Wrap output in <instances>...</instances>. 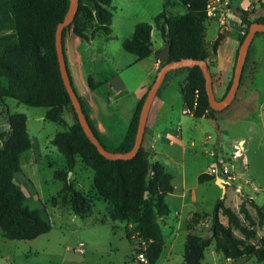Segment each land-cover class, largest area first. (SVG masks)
Returning <instances> with one entry per match:
<instances>
[{
	"label": "trees",
	"instance_id": "obj_1",
	"mask_svg": "<svg viewBox=\"0 0 264 264\" xmlns=\"http://www.w3.org/2000/svg\"><path fill=\"white\" fill-rule=\"evenodd\" d=\"M79 1L74 20L63 30V49L64 39L69 32L86 41L97 35L111 38L113 0ZM163 1L166 8L171 0ZM178 2L186 8V14L169 16L164 10L154 19L161 38L166 44L171 43L170 58L163 62L162 67L171 62L188 59L206 61L210 72V57L216 56L224 37L219 34L212 45L211 53L204 41L209 0ZM70 8V0H0V105L13 100L28 107L42 108L46 111L47 121L66 129L50 140V145L57 149L66 163L67 170L54 172V178L64 183L60 192L64 203L70 205L76 216L85 215L89 211L87 198L68 180L69 172L73 171L77 158H80L86 167L94 171V191L109 203L110 219L136 224L140 237L146 244L144 254L147 264H157L165 249V238L159 219L170 215L166 197L175 191L174 177L164 164L151 160L150 152L143 145L131 160H108L98 152L85 134L64 85L56 51V31L59 24L66 19ZM252 15L253 12L248 10L239 11L241 26L245 31L240 36V46L253 23L264 24V16L253 19ZM88 31H92L90 36L86 34ZM152 31L153 26L149 23L137 24L133 35L124 40L123 50L136 56L139 61L150 57L153 53ZM248 59L249 55L246 63ZM181 72L186 73L181 86L184 108L193 109L197 103L194 111L196 119H215L219 112L210 106L206 80L199 66L172 71L167 74L164 82ZM2 79L7 80V86L2 84ZM104 84L92 77L88 78L90 90H96ZM231 85L232 81L223 99ZM150 88L138 102L127 135L115 150L107 149L101 142L79 98L92 131L107 151L124 155L132 151ZM67 110H72L76 119V124L71 127H68L64 119ZM6 120L9 131L0 134V231L4 239L9 241H32L50 233L52 225L38 210L28 207L24 192L15 182L17 175L23 171L21 157L33 145L28 132V119L24 114H11L8 110ZM215 179L206 173L198 177L201 184ZM225 199L224 197L216 202L211 214H195L192 226L199 224V218H210L212 235L209 238H202L195 233L186 236L183 253L185 264H203L205 252L211 246L226 260L254 259L260 264L264 263V235L261 238L258 235V228L264 227V207L245 195L242 196L239 211L236 212L225 205ZM251 209L255 211V215ZM221 218H225L227 224Z\"/></svg>",
	"mask_w": 264,
	"mask_h": 264
},
{
	"label": "crops",
	"instance_id": "obj_2",
	"mask_svg": "<svg viewBox=\"0 0 264 264\" xmlns=\"http://www.w3.org/2000/svg\"><path fill=\"white\" fill-rule=\"evenodd\" d=\"M112 6L114 16L111 38L97 35L90 41H86L69 32L64 39V54L73 88L81 99L101 142L109 150L117 149L125 139L138 102L153 85L163 65L164 61L159 60V56L166 43L164 40L159 45L153 42V34L158 31L154 19L164 10L169 16H175L170 14V10L174 7L173 0L166 8L163 0H113ZM248 6L244 10H247ZM217 14H224L227 17L228 30L221 32L217 17L208 18L206 31L207 25L214 21L217 24L216 34L213 41H207L205 31L204 41L212 53V45L219 34L224 37L216 56L211 55L210 57L214 94L218 101H222L228 85L233 80L240 36H243L244 30L241 26L239 13L232 15L231 5L229 9H219ZM260 15L264 16V6H262ZM253 16H255V12H253ZM257 18L259 17L256 16L253 19ZM139 23H149L153 26V53L141 61L124 50L121 52L124 40L133 35L134 29ZM231 27L234 28L236 34L235 41L229 37ZM91 32L88 31L86 34L90 36ZM257 40L259 47L264 49V33L259 32L255 34L249 48V59L245 65L234 101L228 108L216 114L215 119L206 117L196 119L192 115L185 114L186 108L183 106L181 86L186 78V73H176L169 77L162 84L159 93L152 102L142 144L150 152L151 160L164 164L169 172L171 165L181 166L185 170L187 159H192L193 164L199 165V153L194 151L196 147L204 157L203 165L208 166L207 171L215 163L214 153L218 154L219 158L226 160L235 152V147H239L242 154L239 162L244 171L242 178L244 181L246 180V185L249 184V191L239 192L240 204L242 196L245 195L255 200L256 203L260 197H264V177L262 176L259 180L258 176V170L262 169L264 162V98H262L263 101L261 100L259 107V117L255 115L248 117L245 114L255 101L254 96H259L262 93L256 82L259 73L257 70L261 66L258 49H253ZM89 77L105 84L96 90H90L88 87ZM2 84L7 86V80L2 79ZM2 107H6L8 111L7 102ZM64 119L68 127L76 124L72 110L65 111ZM211 125H216L218 135L215 137L208 135L212 136V139L208 140V136L205 137V135L209 134L208 131L214 130ZM202 137L203 139H201ZM52 138L49 139V142ZM1 147L2 143H0ZM184 170L181 176L184 175ZM210 182L216 183V179L208 183ZM174 188L175 193V184ZM241 189H243L242 186ZM181 196L185 200L187 195L183 193ZM168 217H171V210ZM164 238L165 249L161 258L171 255L174 249L173 247L172 250H166V237ZM225 261L227 264H248L253 260L244 262L243 260L225 259Z\"/></svg>",
	"mask_w": 264,
	"mask_h": 264
},
{
	"label": "rangeland",
	"instance_id": "obj_3",
	"mask_svg": "<svg viewBox=\"0 0 264 264\" xmlns=\"http://www.w3.org/2000/svg\"><path fill=\"white\" fill-rule=\"evenodd\" d=\"M173 2L171 15L186 14L187 10L178 0ZM247 5H249L247 9L249 12H255L253 18L261 16L263 0H231L232 15L244 10ZM216 28L217 24L214 21L207 25L205 38L207 41H213ZM229 37L236 40L233 27L230 28ZM153 42L158 45L163 42L158 31L153 34ZM258 42V40L255 41L253 49H258L261 62L257 70L259 73L256 82L262 93L254 96L255 101L245 113L248 117L251 115L259 117V107L264 98V49L259 47ZM121 52H124L122 47ZM7 105L9 113L24 114L27 117L28 132L33 142L32 151L24 153L21 157L23 171L17 175L15 182L24 192L28 207L38 210L41 216L51 223L52 230L32 241H9L4 239L0 231V264H147L138 259L139 254L144 252L146 244L140 237L136 224L110 219L109 203L101 199L94 191L92 185L94 171L86 167L80 158H77V164L73 171L69 172L68 178L75 189L89 201V211L85 215L76 216L70 205L64 203L60 194L64 183L54 178V172L67 170L66 163L57 149L50 145L49 139L58 132H64L65 128L47 121L44 118L45 110L42 108L28 107L13 100L7 101ZM6 117L7 108L0 105V134L3 131H9ZM211 126L214 130L208 131L209 134L205 137L218 135L216 125ZM194 151L199 153V165L193 164L192 159H187L185 170L181 166H170V172L175 177L176 192L166 197L171 217L160 218L159 223L166 237V250H172L173 247L174 249L171 255L160 258L157 264H185L183 244L186 236L195 233L202 238H209L212 235L210 218L197 219L199 224L195 226H192V220L195 214L213 212L215 201L223 197V190L215 182L203 184L198 182L199 174L207 171L208 166L203 165L204 157L197 147ZM230 164L232 165L228 167L230 176L235 177L237 181H231L227 185L225 205L238 212L239 192L249 191V184L246 185V180L242 178L244 171L240 166L239 158L230 160ZM262 166V169L258 170L259 180L262 176L264 177V162ZM183 170L184 175L181 176ZM183 193L187 195L185 200L181 196ZM257 203L264 207V197H260ZM251 212L255 215L253 209ZM240 218L244 220L243 216ZM221 221L227 224L225 218H221ZM236 234L239 236L238 232ZM258 235L259 238L264 235V227L258 228ZM79 249H83L84 253H80ZM205 253L204 264H227L224 257L216 253L213 246L207 248ZM243 261L251 260L243 259ZM248 264L260 263L253 259Z\"/></svg>",
	"mask_w": 264,
	"mask_h": 264
},
{
	"label": "water",
	"instance_id": "obj_4",
	"mask_svg": "<svg viewBox=\"0 0 264 264\" xmlns=\"http://www.w3.org/2000/svg\"><path fill=\"white\" fill-rule=\"evenodd\" d=\"M70 1H71L70 11L66 19L64 20V22L59 24L57 31H56V51H57L60 71H61L64 85L71 98V101L74 106V110L76 112L80 125L84 129V132L89 138V140L91 141V143L97 148L98 152L108 160H131L137 155V153L139 152L143 144V139H144L145 130H146V122H147V118H148V114H149V110L151 108L152 102L157 96V93L160 90L167 74L172 71L179 70L185 67L199 66L206 80V92L208 95L211 108L217 112L223 111L226 108H228L234 101L237 95L238 89L240 87L241 79H242L244 68H245L246 58L249 52V48L255 37V34L257 32L264 33V24L255 22L251 25L249 33L247 37L245 38L244 42L242 43V45L240 46V49L238 52L231 88L228 94L226 95V97L222 101H218L215 97L214 90H213L212 76L208 70V63L206 61L184 59L178 62H171V63L165 64L160 70V72L157 74V77L153 85L151 86L148 92L147 98L145 100L142 113L140 116L135 145L129 154L124 155L120 153H113V152L107 151L105 147L101 144L99 139L95 136L94 132L92 131L85 117L79 97L71 83V79H70L67 64H66L64 49H63V30L66 27H68L74 20V17L79 8L80 1L79 0H70ZM170 55H171V43H167L164 50H162V52L160 53L159 60L166 61L170 58ZM68 180L70 181V178H68ZM216 184L223 190L222 199H224L225 192H226V186L229 185L228 182L224 181L221 178H217Z\"/></svg>",
	"mask_w": 264,
	"mask_h": 264
},
{
	"label": "built area",
	"instance_id": "obj_5",
	"mask_svg": "<svg viewBox=\"0 0 264 264\" xmlns=\"http://www.w3.org/2000/svg\"><path fill=\"white\" fill-rule=\"evenodd\" d=\"M230 5H231L230 0H209L208 2L207 17L208 18H212V17L218 18L217 21L220 24L221 32H225L226 30H228L229 23H228L227 17L224 14L218 15L217 11L219 9L221 10L229 9ZM242 34L244 35L245 31H243ZM196 107H197V103L194 104L193 109L186 108L185 114L194 116V111ZM207 138L208 140H210L212 139V136H208ZM213 156L215 157V163L212 166H210L206 174L210 176H214L216 179L221 178L228 183H230L231 181H235L236 180L235 177L230 176V170L228 167H232V165L230 164V160L238 159L242 157L239 147H235V152L232 154L231 157L227 158L226 160L219 158L218 154H215V153L213 154ZM78 251L80 253H84L83 249H79ZM138 259L143 263L147 262L144 252L139 254Z\"/></svg>",
	"mask_w": 264,
	"mask_h": 264
}]
</instances>
